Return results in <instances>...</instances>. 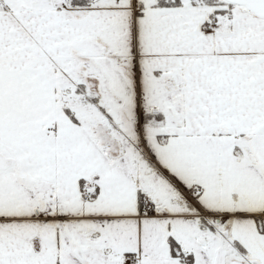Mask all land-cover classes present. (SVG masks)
<instances>
[{"label":"snow or ice","instance_id":"snow-or-ice-1","mask_svg":"<svg viewBox=\"0 0 264 264\" xmlns=\"http://www.w3.org/2000/svg\"><path fill=\"white\" fill-rule=\"evenodd\" d=\"M0 264H264V0H0Z\"/></svg>","mask_w":264,"mask_h":264}]
</instances>
